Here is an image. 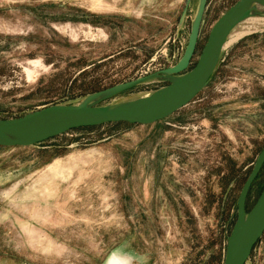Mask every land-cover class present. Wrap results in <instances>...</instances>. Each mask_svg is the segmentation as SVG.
I'll return each mask as SVG.
<instances>
[{"label":"rangeland","instance_id":"1","mask_svg":"<svg viewBox=\"0 0 264 264\" xmlns=\"http://www.w3.org/2000/svg\"><path fill=\"white\" fill-rule=\"evenodd\" d=\"M236 1L207 0L190 66ZM199 4L0 0V119L80 104L175 65ZM167 84H141L95 105ZM263 148L264 31H257L224 48L208 85L165 120L0 146V264H224L241 190ZM263 188L264 167L248 211ZM247 264H264V235Z\"/></svg>","mask_w":264,"mask_h":264},{"label":"water","instance_id":"2","mask_svg":"<svg viewBox=\"0 0 264 264\" xmlns=\"http://www.w3.org/2000/svg\"><path fill=\"white\" fill-rule=\"evenodd\" d=\"M264 6V0H237L213 24L207 41L193 66L199 33L207 7V0H200L192 25L188 45L182 58L173 66L136 79L116 84L104 90L88 94L80 104L57 103L15 118L0 119V146H32L68 131L125 122L150 125L165 120L192 102L208 85L216 72L226 41L235 26L255 6ZM152 81L169 82L148 96L129 102L148 101L140 108L123 106L125 102L111 105H95L96 102L124 93L141 84ZM105 94L96 100L92 96ZM89 97V99H87ZM13 136V137H12ZM264 167V148L259 154L238 199V214L228 236L224 264H247L251 254L264 235V188L251 211L247 209L250 190Z\"/></svg>","mask_w":264,"mask_h":264},{"label":"bare ground","instance_id":"3","mask_svg":"<svg viewBox=\"0 0 264 264\" xmlns=\"http://www.w3.org/2000/svg\"><path fill=\"white\" fill-rule=\"evenodd\" d=\"M257 31H264V6H255L253 11L245 16L239 24L235 26L233 31L230 33L228 40L226 41L225 48L231 45L233 42L241 38L242 36L255 33ZM105 94L92 96L90 99L96 100L97 98L103 97ZM89 99V97L87 98ZM89 99V100H90ZM126 101L131 100L130 98L125 99ZM123 102V101H122ZM125 102V101H124ZM150 104L148 101H140V102H125L121 105L125 107L132 108H140L142 106H146ZM13 137V136H12ZM6 137L0 136V140L5 139Z\"/></svg>","mask_w":264,"mask_h":264},{"label":"trees","instance_id":"4","mask_svg":"<svg viewBox=\"0 0 264 264\" xmlns=\"http://www.w3.org/2000/svg\"><path fill=\"white\" fill-rule=\"evenodd\" d=\"M98 18V22H97V24H102L103 23V19L105 18L103 15H100V16H98L97 17ZM129 124V123H128ZM78 129H83V128H78ZM75 130H77V129H75ZM42 143H44V142H42ZM39 144H41V143H39ZM38 145V144H37Z\"/></svg>","mask_w":264,"mask_h":264}]
</instances>
